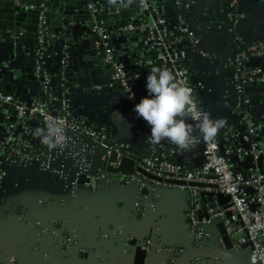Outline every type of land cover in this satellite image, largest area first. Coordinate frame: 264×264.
<instances>
[{
    "label": "built area",
    "instance_id": "built-area-1",
    "mask_svg": "<svg viewBox=\"0 0 264 264\" xmlns=\"http://www.w3.org/2000/svg\"><path fill=\"white\" fill-rule=\"evenodd\" d=\"M136 1L142 19L138 18L137 21L114 29L92 21L88 29L89 34L96 39V47L103 53V65L111 70V80L121 87V92L129 93L130 109L133 111L140 98L132 91L141 76L139 71L128 70L117 59L110 39L112 36L120 37L137 31L141 35L142 45L155 53L160 67L176 74L178 81L186 80L196 96V90L203 86L201 82H191L185 65L188 53L206 59L210 64L215 59L204 40L196 37L189 27L197 0H174L179 12L175 28L169 27L160 9L151 0ZM240 2L241 0H221V4L228 3L229 6L213 11V21L221 19L234 24L248 21L250 15L241 11ZM87 10L94 20L100 13L98 0H88ZM198 23L204 24L202 19ZM226 33L230 44L221 58L229 70L227 93L232 95L239 123L244 125L245 131L240 133L229 126L213 142L196 139L189 149L201 144V160L197 166L192 167L173 157L178 149L174 144L168 141L152 143L147 122L137 117L134 111V116L127 115L126 121L136 130H140L139 126L144 123L145 126L141 129L147 146L145 154L138 161L132 157V146L127 139L115 140L116 129L86 123L75 110L72 97L74 92L66 87L64 75L68 54L65 50L58 54L49 49L52 35L45 20L40 18L37 31L39 49L30 75L35 78L39 93L43 96L24 101L18 94L0 91V110L5 113L0 136V223L12 220L24 227L27 231L25 239L34 243V247L28 251L32 264L34 256L35 259L41 256L43 264H48L51 253L61 257L68 256L73 250L79 255L94 254V251L81 243L79 231L69 227L66 218L62 220V227L59 228L60 224L58 227V217L64 215L62 211L49 212L48 216L41 217L35 215V210L37 207L46 212L45 207L53 205L54 198L59 204L63 203L61 206L64 209L66 206L73 207L71 200L78 197L80 189L96 191L101 186L109 185L112 180L118 185L137 189L139 196L133 206V214L137 216L152 209V205L142 203L141 196L154 193L155 185L171 183L172 187L185 194L188 199L186 217L192 239L189 247H197L213 240H218L223 245L220 237H214V231L204 228L211 220H220L226 236L232 241V250L237 253L245 252L248 264H264V146L260 143L259 127L254 119L259 98L264 94V38L246 42L235 27L229 25ZM184 43L185 47L182 46ZM53 57L55 60L57 57V77L48 70V63ZM148 63L153 64L151 61ZM200 107L203 109L201 103ZM50 118L66 121V146L50 148L34 134L37 127L45 128ZM190 122L193 125L196 123ZM194 129L195 133H200L198 128ZM91 143L93 146L89 148ZM97 147L103 149L100 160L94 155ZM68 160L70 167L66 165ZM57 161H60L59 168L54 166ZM240 165H246L245 170H241L238 167ZM107 168L117 170L118 174L106 172ZM129 170H132L130 175L122 174V171ZM92 172L95 174H90ZM9 178H13L11 189L15 192L10 189V192L6 191L10 196L5 199L4 184ZM39 178L51 183V190L59 193L58 198L45 193L46 190L31 201L25 195L22 213L17 216L14 208L20 202L24 184L30 185ZM81 178L83 184L79 185ZM206 189L217 191L226 198V204L203 209L202 192ZM123 234L124 227L117 225L111 232L102 233L99 237L102 240L117 239ZM125 237L126 248L130 247L131 242H135L140 250L146 252V259L163 254L165 259L156 261V264H172L186 250V246H163L150 235L142 241L127 235ZM1 241L4 248L0 251V264H19L17 257L5 249L6 241ZM186 264L225 263L213 258L197 257Z\"/></svg>",
    "mask_w": 264,
    "mask_h": 264
},
{
    "label": "crops",
    "instance_id": "crops-1",
    "mask_svg": "<svg viewBox=\"0 0 264 264\" xmlns=\"http://www.w3.org/2000/svg\"><path fill=\"white\" fill-rule=\"evenodd\" d=\"M160 9L161 14L167 20L170 28H175L178 21V14L175 10L174 0H151ZM240 9L246 15L260 14L264 11V0H241ZM140 16V15H139ZM138 16H134L132 21H137ZM247 36L253 34L252 29H246ZM256 37V36H255ZM76 41V40H75ZM115 56L128 70L139 71L141 79L135 87L136 95L141 99L147 96L145 87V77L150 72L151 66L145 59L148 58L147 49L141 43L139 33H126L120 37L112 36L110 39ZM85 43H77V45ZM214 47L218 50L223 49L224 42L218 36L214 39ZM0 67L2 71L11 74V80L18 81L19 89L16 94L22 100L30 101L39 97L38 84L29 80H21L22 75H30L35 64V47H28L27 50L19 53L12 45L8 48V54L0 53ZM55 57L48 63V70L54 72L56 69ZM186 68L189 71L192 83H202V88L196 90L195 94L199 99L204 111L210 113L213 119L222 118L225 123L220 128L216 136L221 135L225 127H233L236 131L243 133L244 125L239 123V117L234 109L232 95L227 93L229 70L222 62L221 57H215L210 64L206 59H202L191 52L188 53ZM16 81V82H17ZM99 99L82 97L81 92L73 99L75 110L82 116L84 121L90 125H107L116 129L115 139H127L132 146V157L137 155L142 157L147 149L144 143L143 130H136L134 126L126 121L127 110L114 105V108L107 110L100 106ZM4 111L0 110V136L4 126ZM122 119V125L121 120ZM254 119L259 128H264V94L259 98L258 106L254 112ZM239 142V141H238ZM264 146V135L260 140ZM201 144L193 149L175 150L173 157L178 161L187 162L190 166H197L200 163ZM129 166V165H127ZM245 170L246 165L238 166ZM264 169V159L262 162ZM37 180L31 182L26 192V198L31 201L45 191L48 187L37 184ZM13 178H9L5 184L3 197L7 199L10 195L6 191L12 192ZM10 189V190H9ZM154 193L141 196L143 204L152 205V209L144 215H134L133 206L135 199L138 198V191L135 187L118 185L112 180L109 185L101 186L96 191L81 190L78 194L79 210L77 213L71 212L65 221L69 227L75 228L80 233V241L85 246L94 251V254L79 255L74 250L66 257L50 254L48 264H156V261L165 259L163 254H156L151 259H142L140 249L135 246L126 248V237L134 238L137 241L144 240L147 236H152L159 244L167 247H185L191 244V235L188 228L186 217L188 202L187 196L180 193L170 184H159L153 186ZM52 197H57L59 193L51 190V184L46 192ZM202 198L207 208L224 206L226 198L215 190H203ZM59 201L53 199V205L45 207L46 212L41 208L35 210V215L45 217L49 212L64 213V207ZM151 207V206H150ZM208 209V211H209ZM38 218L36 216H33ZM62 221L58 222V227H62ZM10 226L17 234L18 238L23 239L26 230L20 224L9 221ZM65 224V223H64ZM122 225L124 234L117 239L102 240L99 235L109 233L112 229ZM214 237H219L217 228L214 230ZM3 244L0 241V250ZM42 248H44L42 246ZM41 256L33 259V264H43Z\"/></svg>",
    "mask_w": 264,
    "mask_h": 264
},
{
    "label": "water",
    "instance_id": "water-1",
    "mask_svg": "<svg viewBox=\"0 0 264 264\" xmlns=\"http://www.w3.org/2000/svg\"><path fill=\"white\" fill-rule=\"evenodd\" d=\"M87 3L88 0H0V53L7 56L8 48L12 45L19 53L27 50L28 47H35L36 54L39 49L38 24L40 18H42L45 20L49 33L52 35L51 41L55 44V46H50L49 49L58 54L62 50H65L68 54L64 77L66 87L74 92L72 95L73 99L81 92L82 97L89 96V98L95 97L99 99L101 107H108V110L113 109L114 105L121 109L125 108L127 115L133 117V111L130 109L128 99L129 93L121 92V87L111 80V70L108 66L103 65V53L96 47V39L89 34L88 29L93 22L97 24L102 23L104 27L114 29L127 25L132 21L134 16L142 19V16H139L137 1L98 0L100 13L96 15L94 20L89 16ZM228 6V3L221 4V0H197V7L192 10L189 20L191 31L196 37L204 40L208 50L215 57L223 56L229 49L230 41L226 33L228 25L235 27L246 42L264 38V11H260V14H255V16L251 14L248 21L244 23L234 24L233 22H226L221 19L213 21L214 15L212 12L218 11L221 8L226 9ZM176 12L177 14L179 13L178 10ZM201 19L204 24L199 25L198 21ZM246 29H252L253 34L247 36L245 33ZM136 33L138 32L136 31ZM218 36L223 40L225 45L220 50L216 49L213 45L214 39ZM85 42V45H77V43ZM147 53L148 58L145 61L153 62L149 67L150 71L154 67L161 68L155 53L150 51H147ZM56 65L58 64L56 63ZM57 70L58 68L54 71L56 77L58 75ZM11 77V74L2 71L0 67V91L16 94L15 92L19 89L18 81L15 80L14 83ZM21 80L36 82L32 75H22ZM134 92L135 90L132 91V93ZM39 96L42 97L43 95L40 94ZM144 126V123H141V127L144 128ZM193 135L197 139H203L200 133H195L194 128ZM258 135L260 137L264 135V128H259ZM240 142H242L241 137ZM92 146L93 144L91 143L89 148ZM94 155L97 160H100L103 155V149L97 147ZM66 165L70 167V160L66 161ZM54 166L59 168L60 161H57ZM106 172L118 174L117 170L110 168H107ZM131 173L132 170L122 171V174L125 175H130ZM90 174L95 173L92 172ZM37 181V184H48L46 185L48 187L51 184L49 181H42L41 178ZM82 184L83 179L81 178L79 185ZM28 186L29 183L24 184L20 202L14 208L17 216H20L22 213V204L26 200L25 195ZM78 199L79 197H75L71 200L73 207L66 206L64 215H60L57 222L67 218V214L71 210L75 213L78 212ZM204 215L206 218L209 217L206 211H204ZM204 228L210 232H213L217 228L223 245L219 244L218 240L206 242L197 247L186 245V250L172 264H186L197 257L213 258L225 264H248L245 252L237 253L232 250V241L226 236L224 226L220 220H211ZM1 240L6 241L7 246L5 249H8L17 257L19 264H32L28 251L34 247V243L26 240L25 237L23 239L18 238L9 222L0 223ZM132 246L139 248L135 242L130 243V247ZM139 252L141 260L146 259V252L142 250Z\"/></svg>",
    "mask_w": 264,
    "mask_h": 264
},
{
    "label": "clouds",
    "instance_id": "clouds-1",
    "mask_svg": "<svg viewBox=\"0 0 264 264\" xmlns=\"http://www.w3.org/2000/svg\"><path fill=\"white\" fill-rule=\"evenodd\" d=\"M147 96L135 104L136 116L147 122L152 143L168 141L180 150L189 149L197 139L193 128L200 136L213 142L218 130L224 126L222 118L213 119L200 107L198 98L186 80H177L176 74L167 68L154 67L146 76ZM195 121V125L190 123ZM36 136L50 148L66 146V121L50 118L45 128L37 127Z\"/></svg>",
    "mask_w": 264,
    "mask_h": 264
},
{
    "label": "trees",
    "instance_id": "trees-1",
    "mask_svg": "<svg viewBox=\"0 0 264 264\" xmlns=\"http://www.w3.org/2000/svg\"><path fill=\"white\" fill-rule=\"evenodd\" d=\"M175 6V5H174ZM176 9V8H175ZM177 10V9H176ZM55 46V44H54V42L53 41H51V40H49V46ZM182 46L183 47H185L186 45H185V43L184 44H182ZM54 73V72H53ZM121 121V125H122V119L120 120ZM203 139H201V141H202ZM131 153H132V151H131ZM140 155H137L136 156V158H135V160H140ZM206 203H205V201L203 200V209H205L206 208V205H205Z\"/></svg>",
    "mask_w": 264,
    "mask_h": 264
},
{
    "label": "rangeland",
    "instance_id": "rangeland-1",
    "mask_svg": "<svg viewBox=\"0 0 264 264\" xmlns=\"http://www.w3.org/2000/svg\"><path fill=\"white\" fill-rule=\"evenodd\" d=\"M104 108H105L104 110H105V112H106V111L108 110V107H104Z\"/></svg>",
    "mask_w": 264,
    "mask_h": 264
}]
</instances>
